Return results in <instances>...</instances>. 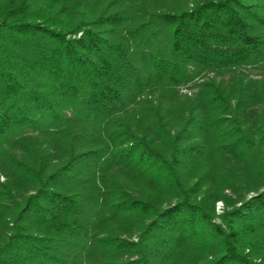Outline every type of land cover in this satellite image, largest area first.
Here are the masks:
<instances>
[{
	"label": "trees",
	"instance_id": "obj_1",
	"mask_svg": "<svg viewBox=\"0 0 264 264\" xmlns=\"http://www.w3.org/2000/svg\"><path fill=\"white\" fill-rule=\"evenodd\" d=\"M263 63L264 0H0V264H264Z\"/></svg>",
	"mask_w": 264,
	"mask_h": 264
},
{
	"label": "rangeland",
	"instance_id": "obj_2",
	"mask_svg": "<svg viewBox=\"0 0 264 264\" xmlns=\"http://www.w3.org/2000/svg\"><path fill=\"white\" fill-rule=\"evenodd\" d=\"M246 74L252 76L253 78H258L260 76H264V63L257 67V68H248L246 70H244ZM194 89L191 85H188L187 87H184L182 89V92H192ZM227 193H229V191H226ZM223 207L224 204L222 201H217L216 205H215V212L216 215H220L223 211ZM215 223H219L220 220L218 218H214L213 220Z\"/></svg>",
	"mask_w": 264,
	"mask_h": 264
}]
</instances>
